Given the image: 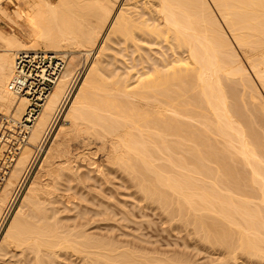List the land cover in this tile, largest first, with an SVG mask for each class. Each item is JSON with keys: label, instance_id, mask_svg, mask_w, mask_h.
<instances>
[{"label": "bare ground", "instance_id": "obj_1", "mask_svg": "<svg viewBox=\"0 0 264 264\" xmlns=\"http://www.w3.org/2000/svg\"><path fill=\"white\" fill-rule=\"evenodd\" d=\"M209 1L0 0V230L32 148L62 122L0 232V264H195L89 233L108 210H89L88 182L106 172L225 262L264 264V0ZM40 48L70 54L25 132L28 101L8 83L15 55Z\"/></svg>", "mask_w": 264, "mask_h": 264}, {"label": "rangeland", "instance_id": "obj_2", "mask_svg": "<svg viewBox=\"0 0 264 264\" xmlns=\"http://www.w3.org/2000/svg\"><path fill=\"white\" fill-rule=\"evenodd\" d=\"M49 1L54 3V4H57L59 2V0H49ZM209 3L212 6L210 1H209ZM213 9H214V7H213ZM215 14L218 16L216 11H215ZM218 19L221 23V26H223L224 30L227 32V30H226L224 24L221 22L220 18H218ZM0 28L6 32H11L10 25L3 18L0 19ZM234 47H235V50L237 51V53L242 57V55L240 54L237 47L235 45H234ZM41 51H46V50L41 49ZM67 52L66 51L64 52L65 55L68 54V55L64 56L67 60L66 63L68 62L69 54H70V51H67ZM94 55H96V51H93L91 53V55H90L91 57L89 56L90 60H88L89 58L86 59L88 62H85L86 60L84 59L85 58L84 56H82L80 58V61L82 62V64L79 61V63L81 64V65H79L80 68L77 67L76 71H75V75H73V77L75 76L73 78V80L75 79L77 81L75 88L80 83L83 74L89 68V65L91 64V62L95 58ZM61 56H63V55L61 54ZM84 64H86V67ZM245 66L247 67V69H249L248 65L246 63H245ZM249 71H250V69H249ZM79 73H80V75H78ZM75 88L73 89L72 93L74 92ZM72 93H71V95H72ZM261 93L264 96V93L262 92V90H261ZM71 95H70V97H71ZM70 97H69V99H70ZM60 117H61V115H60ZM60 117H59V120L54 125V127L50 131H48V136L46 137V139L44 138V140L41 141V143L36 148H34V147L32 148L34 150L33 157H32L33 159L31 158V161L28 164L27 169L25 170V172L22 175L23 179L21 178L20 183H19V184H22L23 187H22V185L19 186V184H18L17 189L18 188L19 189L15 190V192L11 198L12 200H10V202L8 204V209H6V211L4 213L3 221H5L6 223L4 222L3 226L1 227L0 232L2 230H4V227L7 224V222L10 221L11 217L13 216V214L15 212V209L17 208L16 206H18L20 201L22 200L21 198L23 197V194L25 192V188L28 186V184H29L30 180L33 178L35 172H37L36 169H38L37 167H39V164L43 160L42 158H44V156H45L44 154L47 151L46 149H48V147H49V140L51 139V135H53V132H55V127L57 128L62 123L60 121ZM29 131H31V130H29ZM79 143H81V141H79V142L76 141V142L71 143L72 155L77 157V158L79 156H82L85 154L84 153L85 149L81 148V147H83L82 143H81V145ZM11 144L12 143L8 144V147ZM43 144H44V146H42ZM11 146L9 147V149L16 148L17 145L14 146L12 144ZM42 150H44V151H42ZM9 152L7 151L6 153L9 154ZM40 152H42V153L40 154ZM38 153H39V155H38ZM10 154L13 155L15 153L10 152ZM100 159H102V160H100ZM36 160H37V162H36ZM97 160L99 162L100 161L103 162L105 160L104 155H99L97 157ZM7 164H8V162H7ZM12 164H13V162H12ZM29 166H30V169H29ZM2 168L4 169V167H2ZM2 168H0L1 173H2ZM27 170H28V172H27ZM25 174H26V176H25ZM105 174H106V176H105ZM105 174L103 175V176H105V177H103V180L102 179L100 180L101 184L99 182L96 183L97 180L95 182L93 181L97 175L95 177H93V180L91 182H88L89 188H88L87 194L88 195L90 194L89 195L90 198L94 194L98 195V196H95V197H97V199H95L96 201L95 200L93 201V199L95 198L93 196L94 198L91 199V203L90 202H89L90 204L86 203L87 206H89L88 207L89 210L95 208V211L98 210L99 213H101L102 211L105 212L106 210H108L107 213L106 212H105V214L103 213L104 215H102V213H101V216L99 215L98 217L97 216L92 217L93 220L96 219L94 221L95 223L93 224L94 227L92 226V228L89 229V231H90L89 233L94 234L93 236L96 235L98 237L99 235H101L102 238L107 239V237H108V238H110V240H112L111 238H113V240L116 238L115 241L116 240L120 241V243H123V244L128 243L126 245H129V246H132V244H133V246L138 247V245H139V248H143L144 250L147 249V251L149 250V252H153V253H156V251H157V253H159V251L164 252L166 254L164 256L171 255V257H177L178 258L180 256L179 258H183L181 256L186 255V260L190 257L189 261L192 260L195 264H197V263L198 264H246V262L242 261V260H238V262L236 261L237 263L236 262L233 263V261H231V260L225 262L227 259L225 260L224 256H221L220 253L216 254L215 252H213L211 249H209L207 247L209 249L208 250L206 248V246H203L199 242L197 243V240L192 236L186 235V237H185V234H183L184 231L183 232H182V230L176 231L175 230L176 228H174L173 224H172V227L174 229L171 228V225H170L171 223H168L165 220V218L163 219L164 216H161L162 214L159 213L158 210L155 209V207H146L145 203L143 201H141L139 194H136L132 185H130L129 180L127 179L128 180V182H127V180H125L126 178L123 177L122 174L120 175L117 172H116V174H115V172H113L112 174L111 173L109 174L108 172H106ZM93 175L94 174L91 173L89 176L92 177ZM104 179H106V180H104ZM108 179H109L110 183L108 182ZM21 182H23V183H21ZM127 183H129V185ZM91 184H93L92 185L93 187L91 186ZM92 189H93V192H95V193L92 192ZM15 193H17V194H15ZM12 203H14V204H12ZM94 203H95V205H94ZM98 203H101V204H98ZM104 204H105V206H104ZM12 205H14V206H12ZM100 206H102V207H100ZM110 208H112L111 211H113V212L110 211ZM109 213H111V214L109 215ZM72 214H74V213L72 212ZM107 219H109V220H107ZM96 224H98V225H96ZM97 233H98V235H97ZM187 236H189V237H187ZM190 237H191V239H190ZM137 238H140V239L138 240ZM135 239H137L139 242L137 240L135 241ZM193 239H194V241L196 240V242H194ZM134 243H135V245H134ZM137 243H138V245H136ZM164 253H162V255ZM181 253L183 255H181ZM192 258H194V260ZM248 264H251V263H248Z\"/></svg>", "mask_w": 264, "mask_h": 264}, {"label": "built area", "instance_id": "obj_3", "mask_svg": "<svg viewBox=\"0 0 264 264\" xmlns=\"http://www.w3.org/2000/svg\"><path fill=\"white\" fill-rule=\"evenodd\" d=\"M13 67V75L8 83V90L17 99L24 98L28 101L29 106L19 123L21 130L27 132L36 122L35 119L42 111L44 103L63 73L66 67V58L41 50L20 51L15 55ZM75 85L76 80L74 79L65 95L67 101L63 109ZM56 122L54 120L51 122L43 140L46 139L48 131Z\"/></svg>", "mask_w": 264, "mask_h": 264}]
</instances>
